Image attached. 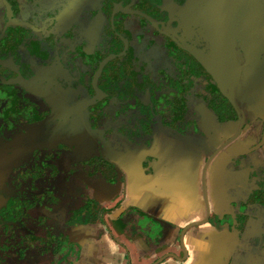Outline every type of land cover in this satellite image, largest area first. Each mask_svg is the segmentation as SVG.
Masks as SVG:
<instances>
[{"label": "flooded vegetation", "instance_id": "flooded-vegetation-1", "mask_svg": "<svg viewBox=\"0 0 264 264\" xmlns=\"http://www.w3.org/2000/svg\"><path fill=\"white\" fill-rule=\"evenodd\" d=\"M231 4L220 86L222 0H0V264H264V0Z\"/></svg>", "mask_w": 264, "mask_h": 264}, {"label": "water", "instance_id": "water-1", "mask_svg": "<svg viewBox=\"0 0 264 264\" xmlns=\"http://www.w3.org/2000/svg\"><path fill=\"white\" fill-rule=\"evenodd\" d=\"M227 8L222 10L223 18L226 19L227 31L222 36H217L213 43L212 54L207 62H210L209 71L218 81L219 85L233 84L237 78V65L233 56V37L230 35L232 26L233 8L232 0H222ZM203 63H205L203 61Z\"/></svg>", "mask_w": 264, "mask_h": 264}]
</instances>
